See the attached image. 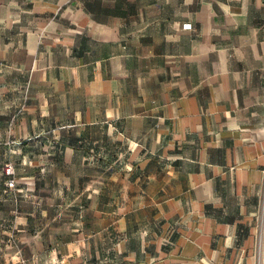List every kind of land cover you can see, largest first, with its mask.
Returning a JSON list of instances; mask_svg holds the SVG:
<instances>
[{"label":"crops","instance_id":"crops-1","mask_svg":"<svg viewBox=\"0 0 264 264\" xmlns=\"http://www.w3.org/2000/svg\"><path fill=\"white\" fill-rule=\"evenodd\" d=\"M0 149L21 263L264 264V0H0Z\"/></svg>","mask_w":264,"mask_h":264},{"label":"rangeland","instance_id":"rangeland-1","mask_svg":"<svg viewBox=\"0 0 264 264\" xmlns=\"http://www.w3.org/2000/svg\"><path fill=\"white\" fill-rule=\"evenodd\" d=\"M19 154V152L11 154L8 150L0 149V264L32 263L30 260L24 263L20 261V239L14 228V203L11 200L14 191L7 189L4 185V164L11 162L15 172H17L19 168L16 166L14 157Z\"/></svg>","mask_w":264,"mask_h":264},{"label":"built area","instance_id":"built-area-1","mask_svg":"<svg viewBox=\"0 0 264 264\" xmlns=\"http://www.w3.org/2000/svg\"><path fill=\"white\" fill-rule=\"evenodd\" d=\"M5 187L11 191H17V181L15 178V170L11 162L4 164Z\"/></svg>","mask_w":264,"mask_h":264}]
</instances>
